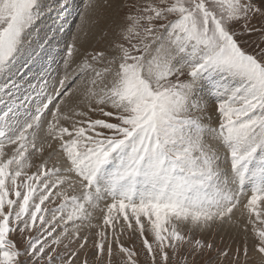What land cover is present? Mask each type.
I'll return each mask as SVG.
<instances>
[{"label":"snow or ice","instance_id":"obj_1","mask_svg":"<svg viewBox=\"0 0 264 264\" xmlns=\"http://www.w3.org/2000/svg\"><path fill=\"white\" fill-rule=\"evenodd\" d=\"M70 6L0 0V264H264V0Z\"/></svg>","mask_w":264,"mask_h":264},{"label":"rangeland","instance_id":"obj_2","mask_svg":"<svg viewBox=\"0 0 264 264\" xmlns=\"http://www.w3.org/2000/svg\"><path fill=\"white\" fill-rule=\"evenodd\" d=\"M75 3H76V5L75 6H77V11H76V9H75V14H76V16H74V18H75V21H73V24L75 25V27H76V25L80 22V18H79V16H78V13L82 10V8H83V6L82 5H84V3H85V0H73ZM124 15V12L123 11H121V12H119V14H118V19H119V17H122ZM77 19V20H76ZM75 23H77V24H75ZM63 26H65V24H63ZM70 36H71V34L69 35V40H70ZM62 44H63V42H62ZM101 206H103V205H101ZM99 213H97V215H98ZM237 216H239V211H237ZM97 221H93V223H96ZM251 227V226H250ZM122 239L123 240H125V242H126V245L127 246H131L132 245V243H133V240H130V239H128L127 237H122ZM217 241H219V237H217ZM134 243H135V247H136V249L137 250H140L141 249V244H140V241H139V239L137 238V239H134ZM218 246H219V244H218ZM81 257L83 258V254H81ZM89 259H90V262H91V264H94V257L92 256V254H91V252H89ZM120 257L119 256H114L113 257V264H120ZM140 259H141V261L143 262V260H144V256H143V254H141V257H140Z\"/></svg>","mask_w":264,"mask_h":264},{"label":"bare ground","instance_id":"obj_3","mask_svg":"<svg viewBox=\"0 0 264 264\" xmlns=\"http://www.w3.org/2000/svg\"><path fill=\"white\" fill-rule=\"evenodd\" d=\"M63 2V0H62ZM68 3L71 5L70 7L67 8L66 11H64L62 13V16H61V19H62V22L63 24H65L64 26V29L66 30L65 31V37L66 39L69 40V35L76 30V27L75 25L73 24V21H75V18L74 16H76V14L74 13L75 12V9L77 11V6L76 3L73 1V0H68ZM83 6V5H82ZM56 14V11L54 10L51 15L55 16ZM73 20V21H72ZM77 20V19H76ZM77 24V23H75ZM61 46H63V44H61Z\"/></svg>","mask_w":264,"mask_h":264}]
</instances>
